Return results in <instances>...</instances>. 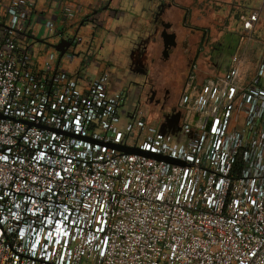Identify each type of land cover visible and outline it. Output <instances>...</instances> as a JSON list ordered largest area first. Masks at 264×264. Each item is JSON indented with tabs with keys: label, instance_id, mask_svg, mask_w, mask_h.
Listing matches in <instances>:
<instances>
[{
	"label": "built area",
	"instance_id": "1",
	"mask_svg": "<svg viewBox=\"0 0 264 264\" xmlns=\"http://www.w3.org/2000/svg\"><path fill=\"white\" fill-rule=\"evenodd\" d=\"M34 6L0 0V264H264V58L243 75L261 10L223 73L200 80L194 58L175 126L112 90L82 39L64 69Z\"/></svg>",
	"mask_w": 264,
	"mask_h": 264
},
{
	"label": "rangeland",
	"instance_id": "2",
	"mask_svg": "<svg viewBox=\"0 0 264 264\" xmlns=\"http://www.w3.org/2000/svg\"><path fill=\"white\" fill-rule=\"evenodd\" d=\"M150 1L153 9L145 13L144 22L146 25L140 30L139 34L131 29L128 20L141 15L144 12L143 7L148 2H143V0H122V2L114 0L110 10L119 11L123 14L112 16L108 10L103 12L104 15L95 16L96 20L87 22L81 27L77 36V40L82 39L81 47L86 49L87 43H91L94 39L95 43L103 46V50L108 56L113 54L116 59L122 60L121 56L129 47L130 42L136 41L140 36H146L154 28L152 15L158 0ZM38 7L40 8V6ZM258 8L261 10V16L254 30V46L252 52L245 56L243 64V75L251 76L264 58V0H174V6L168 9L163 17L166 21L172 23L171 31L178 35L180 41L183 40L180 32L184 27L187 29L184 32L191 34L190 36L194 41V56H198L200 62V80H203L207 76L219 74L221 69L229 62L230 56L240 49L245 35L242 16ZM98 27H101L100 31L96 32ZM125 27L127 30H125ZM118 29L122 31L117 32ZM72 33L74 34V32ZM66 36L71 38L68 35ZM59 40L50 38L45 41L51 45L48 46L57 55L55 45ZM92 44L95 46L94 43ZM38 46L39 44L36 45V47ZM71 50H75V47L72 46ZM44 51L37 49L35 59L38 64L42 63ZM153 51L156 59L152 65L150 83L159 89L168 90L170 95L168 105H174L188 72V69H185V59L181 56L177 57V50L174 51L173 58L170 60L163 59V45L161 43H158ZM80 61L81 56L70 60L68 53H66L62 58L61 66L75 72ZM110 72L117 82L120 79L123 81L124 78H127L125 83L121 82L120 89L124 90L125 93L132 92L133 98H135L139 86L145 84V79L141 75L127 76L128 72L125 66H117L113 70L110 69ZM144 93L145 91L142 97L145 98ZM146 102L143 101V109L154 111V113L161 116L160 104L150 103L148 100Z\"/></svg>",
	"mask_w": 264,
	"mask_h": 264
},
{
	"label": "crops",
	"instance_id": "3",
	"mask_svg": "<svg viewBox=\"0 0 264 264\" xmlns=\"http://www.w3.org/2000/svg\"><path fill=\"white\" fill-rule=\"evenodd\" d=\"M30 1L35 5L34 7L36 10L32 16V21L35 24L34 32H35L36 38L38 39L37 43H41L42 41L45 42L49 40L50 38H56V39H61L63 37L68 38L66 35H68L69 37H72L78 30L81 29L82 26H84L87 22H89L90 19H87V18L90 14H93L90 17L91 19L93 18L95 19V16H98L99 14L104 15L103 12H106L108 10H109V14L112 16H121L123 14L122 12L119 13V11L110 10L114 0H30ZM144 1L148 2V4H146V6L143 7L144 12L141 15H138L128 20V23H129L128 25L131 27V29L134 30V32L136 31L137 34H139L140 30L146 25V23L144 22L145 13L148 10L151 11L153 9L151 5L152 3L150 0H143V2ZM60 2H63V4H60ZM120 2H122V0H120ZM59 5H60V9H58ZM38 6H40L41 9ZM64 6L66 7L70 6L74 10L75 15L72 19L65 18ZM123 16L125 17V15ZM40 18L42 21L47 20V19H52V18H55L56 20V29L48 37H44L43 35L39 33L40 30L42 29V21L40 20ZM100 28L101 27H98L96 32L100 31ZM185 29L186 28L184 27V29H182L180 32L183 38H186V37L191 38L190 33L186 31L184 32ZM125 30H127L126 27H125ZM120 31L122 30H119V29L117 30V32H120ZM72 32H74V34ZM92 43H94L95 46H93ZM45 44H46L45 50L48 52H52L51 48L48 46L50 44L46 42ZM86 49L92 50L94 54L96 55V57L101 61L102 65L99 68V71H103L105 69L113 70L117 66L123 67L128 64V54H129V50L131 49V42L129 44V47L125 51V53L122 54L121 56L122 60L116 59L113 54H111V56L110 55L108 56V54L104 52L103 46L98 43H95L94 39H92L91 43L90 42L87 43ZM227 65L228 63L225 65L224 68L221 69L220 73H223L225 71V69L227 68ZM125 81L127 80H125L124 78L123 81H121L120 79L119 82H117L114 75L112 74L110 87L112 90L124 91L120 89V87H121V82L125 83Z\"/></svg>",
	"mask_w": 264,
	"mask_h": 264
},
{
	"label": "flooded vegetation",
	"instance_id": "4",
	"mask_svg": "<svg viewBox=\"0 0 264 264\" xmlns=\"http://www.w3.org/2000/svg\"><path fill=\"white\" fill-rule=\"evenodd\" d=\"M173 5H174V0L157 1L156 9L152 15V25L154 28L146 36H140L139 39L132 42L131 49L129 50V54H128V64L125 67H127V72H128L127 76L141 75L145 79V84L140 85L135 94L134 99L138 107L143 104V101L146 102L148 100V102H150V99L154 94V101H159L161 105L162 119L165 120L166 118L167 121H169L171 124L176 126L179 124L180 116L179 114H175L176 103L174 105L173 104L168 105L170 98L169 91L164 89L163 90L159 89L158 87H155L150 83L151 69L156 59L154 56L155 54L153 49L158 43H161L163 45L162 57L165 60H170L171 58H173L174 51L177 50L178 52L177 57L179 58V56H181L182 58L185 59L186 62L185 69H189L191 63L195 58L193 39L186 37V38H182L183 40L180 41L178 39V35L176 38L177 45L175 47L168 49V51L164 53V39L161 36V34L164 31V23H171V22L166 21L163 16L168 9L173 7ZM168 31L172 32L171 29H169ZM125 80H127V78H125ZM144 91H145L144 93L145 98L142 97ZM131 95L133 97L132 92ZM172 114L175 115L170 120V115Z\"/></svg>",
	"mask_w": 264,
	"mask_h": 264
},
{
	"label": "water",
	"instance_id": "5",
	"mask_svg": "<svg viewBox=\"0 0 264 264\" xmlns=\"http://www.w3.org/2000/svg\"><path fill=\"white\" fill-rule=\"evenodd\" d=\"M92 15L93 14H90L87 19H90V17ZM91 20H95V19L93 18V19H90L89 21H91ZM171 27H172L171 23H164V31L161 34V36L164 39V53H166L168 51V49H170L172 47H175L177 45V41H176L177 34L175 32H169L168 31L169 29H171ZM78 32H79V30L71 38H64V37L61 38L59 40V42L55 45V49L59 52V62L61 61L63 56L67 53V51L72 46L75 45L76 40H77V36H78ZM132 42L133 41H131V44H132ZM150 102L151 103H155V104H160L159 101H154V94L151 97ZM165 120H166V118H165ZM161 129L164 132L165 123L162 124ZM176 130H177V128H175L173 130V132H175ZM120 148L122 150H124V151L131 152V153H145V154H148L150 156H157V155L149 153V152H143V151H141L138 148H125V147H120ZM157 157L165 158V159H167L168 161H171V162H178V160H175V159L170 158V157H164V156H159V155Z\"/></svg>",
	"mask_w": 264,
	"mask_h": 264
}]
</instances>
